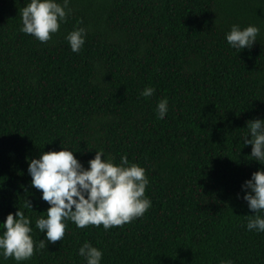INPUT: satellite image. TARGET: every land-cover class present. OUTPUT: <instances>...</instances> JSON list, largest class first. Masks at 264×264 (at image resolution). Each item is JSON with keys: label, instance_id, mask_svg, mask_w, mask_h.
<instances>
[{"label": "trees", "instance_id": "trees-1", "mask_svg": "<svg viewBox=\"0 0 264 264\" xmlns=\"http://www.w3.org/2000/svg\"><path fill=\"white\" fill-rule=\"evenodd\" d=\"M27 2L0 0V222L21 208L42 238L35 219L48 205L26 166L60 147L85 167L99 149L138 163L151 204L107 230L68 221L60 241L0 264H85V241L100 264H264V232L246 229L252 213L237 198L264 166L240 143L246 121L264 117V0H69L47 42L18 30ZM232 24L258 26L251 48L229 47ZM80 26L85 42L72 52L64 36Z\"/></svg>", "mask_w": 264, "mask_h": 264}, {"label": "clouds", "instance_id": "clouds-1", "mask_svg": "<svg viewBox=\"0 0 264 264\" xmlns=\"http://www.w3.org/2000/svg\"><path fill=\"white\" fill-rule=\"evenodd\" d=\"M70 13L69 0H28L20 8L18 30L47 42ZM86 31L80 26L65 34L72 52L81 50ZM259 31L253 24L243 28L232 24L225 33V40L239 53L252 47ZM153 91L152 87L145 86L139 95L150 97ZM167 110V98L159 99L155 105L157 118H164ZM245 127L247 131L240 138L241 148L250 145L247 156L264 163V117L246 121ZM73 153L69 148L60 147L41 151L27 161L29 186L38 190L40 200L48 205L44 215L35 219V228L42 238L33 239L30 218L21 208H15L14 213H7L0 222V256L24 261L33 255L34 249L46 248V242L60 241L68 221L78 228L91 224L102 225L107 230L142 216L150 207L151 201L144 194L149 183L144 167L129 162L124 155L114 163L111 154L106 155L103 149L95 150L85 167ZM258 164L260 167L241 183L237 198L242 199L252 213L246 215V229L264 232V166ZM23 208L33 211L31 201L26 199ZM77 254L83 257L85 264H100L102 257V251L87 241L78 247ZM219 264H233V261L223 259Z\"/></svg>", "mask_w": 264, "mask_h": 264}]
</instances>
